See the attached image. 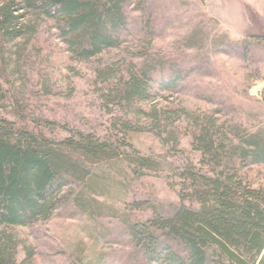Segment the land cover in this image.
I'll use <instances>...</instances> for the list:
<instances>
[{"label": "rangeland", "instance_id": "374dc122", "mask_svg": "<svg viewBox=\"0 0 264 264\" xmlns=\"http://www.w3.org/2000/svg\"><path fill=\"white\" fill-rule=\"evenodd\" d=\"M125 14L119 46L87 60L53 22L0 52V119L107 145L50 217L11 229L17 264H157L146 235L166 232L151 223L199 208L191 175L233 172L235 159L214 166L198 150L196 123L212 119L225 153L236 135L264 132V0H132ZM150 65L157 78L178 71L176 86L158 79L145 101L113 99L120 78ZM259 168L245 162L238 175L264 184Z\"/></svg>", "mask_w": 264, "mask_h": 264}, {"label": "trees", "instance_id": "16d2710c", "mask_svg": "<svg viewBox=\"0 0 264 264\" xmlns=\"http://www.w3.org/2000/svg\"><path fill=\"white\" fill-rule=\"evenodd\" d=\"M131 1L0 0V52L10 43L29 41L41 24L53 22L69 53L78 60L90 59L119 46ZM156 68L141 66L120 78L111 91L113 99L124 105L145 101L158 79L162 89L174 88L179 72L157 78ZM150 116L156 119L154 109ZM196 124L201 125L194 137L198 150L214 166L221 159H235L233 172L191 175L199 208L179 209L172 218L153 221L152 226L166 233L161 240L153 232L146 235L149 257L157 264H264V184L254 186L238 175L245 162L264 174V132L235 134L230 153H225L217 144L212 119L204 117ZM106 146L90 134L57 139L27 124L0 119V264H17L11 229L50 217L60 206L62 189L70 179L84 180L86 161L106 158ZM133 234L143 236L136 230ZM21 264L31 263L26 257Z\"/></svg>", "mask_w": 264, "mask_h": 264}]
</instances>
